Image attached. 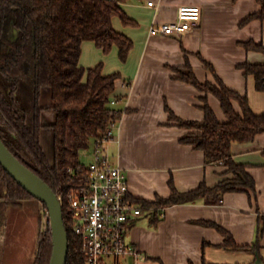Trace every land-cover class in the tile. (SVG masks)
Returning <instances> with one entry per match:
<instances>
[{
	"label": "crops",
	"instance_id": "crops-1",
	"mask_svg": "<svg viewBox=\"0 0 264 264\" xmlns=\"http://www.w3.org/2000/svg\"><path fill=\"white\" fill-rule=\"evenodd\" d=\"M153 1V5L149 2ZM199 5L201 21L183 35L150 33L154 23L172 22L181 5ZM126 13L137 21L128 25L119 16L114 27L134 40L128 60L122 62L116 45L106 54L93 41L82 44L81 65L93 67L103 62L107 75L119 72L115 95L121 97L116 108L122 115L114 138L105 144L114 165L128 176L129 196L141 205L157 196L167 197L174 182L179 191H188L206 182L216 185L227 177V166L206 163L204 152L180 139L187 131L170 123L166 104L184 119L201 120L202 92L193 84L175 79L174 66L188 59L202 82L216 83L214 73L202 60L210 62L224 83L247 95L255 113H264V91L258 90L254 75L245 74L239 64L264 63V51L247 49L243 43L254 40L264 45V21H242L260 9L258 0H128L122 3ZM208 101L218 118L226 120L218 97ZM235 107L239 110L238 102ZM235 161L247 166L256 181L253 201L246 191H229L221 197H203L193 202L169 205L156 216L153 207L130 224L128 241L145 256L136 264H254L264 261V233L259 250L227 248L224 234L206 221L228 230L239 245H252L257 238L260 219L264 217V132L253 141L232 144ZM30 199H25L23 207ZM4 236V235H3ZM4 238V237H3ZM3 238L2 243L3 245ZM6 242V241H5ZM34 248L20 255L19 261L2 264H33ZM2 250L0 247V254ZM26 259V260H25Z\"/></svg>",
	"mask_w": 264,
	"mask_h": 264
},
{
	"label": "trees",
	"instance_id": "trees-1",
	"mask_svg": "<svg viewBox=\"0 0 264 264\" xmlns=\"http://www.w3.org/2000/svg\"><path fill=\"white\" fill-rule=\"evenodd\" d=\"M128 0H0V136L8 148L27 167L45 180L60 194L77 184L70 169L82 167L80 152L107 128L111 119H119L122 111L112 115L117 108L111 105L115 95L119 72L105 74L103 62L93 67L80 63L82 44L93 41L108 54L114 45L119 58L126 62L134 47V40L118 31L113 17L119 16L125 24L136 25L122 3ZM258 11L244 18L242 24L252 19L264 21V0H258ZM14 28L15 37L10 31ZM247 49L264 51V45L254 40L244 42ZM206 67L216 79L202 82L198 79L190 61L174 66L175 79L195 85L201 92V120L184 119L166 104L170 123L186 128L181 141L204 152L206 163L223 164L228 176L216 185L202 182L196 188L179 191L171 180L172 192L167 197L157 196L153 201H142L145 209L153 207L156 216L161 208L169 205L193 202L203 197H221L229 191H246L252 201L256 198V181L247 166L234 160L232 144L250 142L264 132V113H255L247 95L228 87L216 73L214 66L202 57ZM245 74H252L258 90L264 91V63L239 64ZM29 81L33 89L31 104L26 105L21 96V84ZM50 88L52 105L41 103L42 91ZM216 95L226 115L218 118L208 101V95ZM238 102L240 109L235 107ZM55 112L52 123L43 121V112ZM45 127L54 131V162L49 159L42 143ZM36 199L22 187L0 163V247L3 226L8 209L19 207L25 199ZM39 201V200H38ZM44 205V204H43ZM46 216H48L47 207ZM64 221L69 233L67 264H87L80 251V239L73 233L69 209L64 204ZM49 217V216H48ZM225 236V246L236 250H259V239L264 233V217L257 228V238L252 245H239L231 233L215 222ZM44 214L40 215L38 238L33 264H49L53 240L50 222L44 227ZM190 264H195L190 262Z\"/></svg>",
	"mask_w": 264,
	"mask_h": 264
},
{
	"label": "built area",
	"instance_id": "built-area-1",
	"mask_svg": "<svg viewBox=\"0 0 264 264\" xmlns=\"http://www.w3.org/2000/svg\"><path fill=\"white\" fill-rule=\"evenodd\" d=\"M201 15L199 5H181L174 21L154 23L150 33L183 35L200 23ZM118 101L113 97L111 105L116 107ZM119 112L113 110L112 115ZM119 119H111L95 140L93 161L70 169L78 178L77 184L58 194L69 209L73 233L80 239L87 264H136L145 256L127 239L131 222L142 215L143 209L130 198L127 173L112 163L105 146L114 138Z\"/></svg>",
	"mask_w": 264,
	"mask_h": 264
},
{
	"label": "rangeland",
	"instance_id": "rangeland-1",
	"mask_svg": "<svg viewBox=\"0 0 264 264\" xmlns=\"http://www.w3.org/2000/svg\"><path fill=\"white\" fill-rule=\"evenodd\" d=\"M11 37H15L16 31L14 28L10 31ZM21 96L26 102V105L31 104L33 98V89L29 81H24L21 84ZM41 103L44 107L52 105V97L50 88L46 87L42 91ZM55 120V112L51 109H45L43 112V121L52 123ZM41 143L51 160L54 162V131L50 127H45L41 133ZM95 141L91 145L81 150L80 159L83 163L89 164L94 159ZM44 214V227L49 224V217L46 216L44 205L38 199H31L23 207H10L7 213L6 223L3 226V245H1L0 259L8 263L19 261L20 255L26 257L28 252L34 248L35 238L40 236V215ZM6 241V242H5ZM19 246V253L13 255L14 248ZM37 246V244H36ZM26 260V259H25ZM2 264V262H0ZM4 264V263H3Z\"/></svg>",
	"mask_w": 264,
	"mask_h": 264
},
{
	"label": "water",
	"instance_id": "water-1",
	"mask_svg": "<svg viewBox=\"0 0 264 264\" xmlns=\"http://www.w3.org/2000/svg\"><path fill=\"white\" fill-rule=\"evenodd\" d=\"M0 163L22 187L47 207L53 240L49 264H67L69 233L64 221L63 205L58 194L45 180L20 161L1 136ZM254 264H264V261L258 257Z\"/></svg>",
	"mask_w": 264,
	"mask_h": 264
}]
</instances>
